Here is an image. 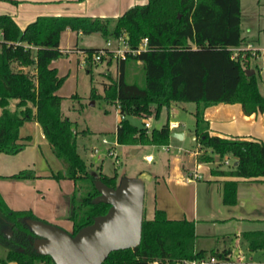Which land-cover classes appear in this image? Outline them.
<instances>
[{
	"label": "trees",
	"instance_id": "obj_1",
	"mask_svg": "<svg viewBox=\"0 0 264 264\" xmlns=\"http://www.w3.org/2000/svg\"><path fill=\"white\" fill-rule=\"evenodd\" d=\"M112 20L39 16L20 29L11 16L0 14V29L10 42L0 46V153L15 154L24 148L25 143L19 137V127L24 121L35 120L39 124L51 152L62 162V168L50 176L73 182L68 215L73 223L71 235L109 207L94 202L98 195L95 181L110 187L118 182L116 173L106 175L88 168L77 152L75 124L61 111L63 97L56 91L64 77L58 76L50 63L62 54L59 39L66 29L83 34L100 32L106 38L124 33L131 48H136L143 37L147 38L145 50L117 60L109 57L107 61L117 62L118 73L116 79L102 85L101 97L109 103L116 102L121 115L116 127L119 144H169V120L159 127L147 128L144 123L142 126L131 123L128 117L157 118L163 107L193 102V133L199 144L197 161L210 162L215 157L223 159L231 155L236 165L215 172L241 178L264 177V141L212 135L203 117L205 107L220 102H238L245 114L264 110V94L259 91L256 70L250 75L245 73L250 52L234 55L231 50L250 43L240 30V0H147L128 8L111 25ZM96 49H84L88 52L89 72L90 64L94 63L90 54ZM129 62L138 64L143 71L144 85L128 79ZM96 93V87L91 86L90 96H97ZM10 177L32 178L34 174L25 169ZM223 200L226 204L235 203V180L224 182ZM27 218L47 222L30 210L10 208L0 195V246L5 249L0 262L54 264L50 256L34 249L37 235L27 225ZM243 238L249 249L264 250V229L244 231ZM229 254L230 249L208 252L195 249L193 221L171 220L162 209H154L150 219L143 215L140 243L134 248L111 251L101 264H181L184 259L206 255L215 257L214 264H225L224 261L230 260Z\"/></svg>",
	"mask_w": 264,
	"mask_h": 264
},
{
	"label": "crops",
	"instance_id": "obj_2",
	"mask_svg": "<svg viewBox=\"0 0 264 264\" xmlns=\"http://www.w3.org/2000/svg\"><path fill=\"white\" fill-rule=\"evenodd\" d=\"M146 1L0 0V14L11 16L20 29H23L39 16L111 18L113 19L112 25L114 19L128 8ZM89 34L70 29L63 30L60 33L59 49L69 63L66 70L69 71L70 66H74L73 61H76V67L84 65L87 73L93 72L91 68L90 72L88 71L87 68L89 67L85 66L87 62L82 64L83 55L79 50L100 48L104 45H92L84 42L82 36ZM107 39L112 40L111 37H107L105 41ZM112 42L114 41L112 40ZM69 51L71 55H69ZM72 58L73 61L71 62ZM107 61L108 59L100 61L104 73L111 70L114 64V62L108 64ZM50 65L57 69L58 76L66 71L64 66L60 65L59 60H53ZM116 65L117 62H115V69ZM102 71L99 69L96 73ZM60 88L56 93L61 96L62 90ZM176 104L172 103L166 107V120L179 123V127L174 130H182L183 137L182 139L176 138V140L184 141L188 135L190 142L187 147L180 143L173 145L170 138L169 148L173 147L176 151L170 153V149L165 148L166 154H157L155 159H161L164 165L161 169H152L149 173L151 176V208L149 216H145L143 203V215L146 219H150L153 216L154 209H162L167 218L171 220L186 219L193 221L195 249H202L205 252L212 249H230V260L241 263L264 264V250L249 249L246 240L243 238L244 231L264 229V177L241 178L223 175L215 172V170L229 169L228 163L197 162L195 156L199 151V144L196 142L193 133L194 122L192 129H189V132L186 133L185 124L174 118L176 111L173 107ZM115 109L118 122L120 115L118 108ZM203 117L208 122L209 132L212 135L264 141V110L245 114L238 102H220L205 107ZM144 118H148V116ZM24 130H26L25 133ZM19 137L20 141L25 143L22 150L15 154L0 153V195L10 208L30 210L35 216L71 232L73 223L68 215L73 182L68 179L56 180L52 178L50 176L53 172L51 168L47 171L38 170L39 160L44 156L43 150L47 152L51 149L41 127L35 120L23 122L19 127ZM131 146L164 148V146L151 144ZM96 151L97 149H95ZM136 151L135 148L132 150L133 153ZM146 159L152 162L155 161L153 154L150 152L147 153ZM229 160L232 164L236 162L235 158L229 157ZM25 169L31 170L34 177H10L12 174ZM143 174V171L140 170L135 176L131 177H140L143 180ZM227 180L236 181V201L233 204H226L223 200V184ZM206 239L213 240V246L209 249L198 244L199 241ZM246 250L248 254H246ZM4 254L5 249L1 246L0 257H3ZM0 264L3 263L0 262ZM4 264L17 263L9 261Z\"/></svg>",
	"mask_w": 264,
	"mask_h": 264
},
{
	"label": "rangeland",
	"instance_id": "obj_3",
	"mask_svg": "<svg viewBox=\"0 0 264 264\" xmlns=\"http://www.w3.org/2000/svg\"><path fill=\"white\" fill-rule=\"evenodd\" d=\"M240 30L241 34L246 37V40L253 43L255 47L264 46V0H240ZM105 38L106 37L100 32H94L87 36H82L84 42H88V44L92 45H105ZM69 55H71L70 51ZM55 60H59L60 65H63L66 70V66L69 65V63L68 59L64 57V54H61ZM72 61L73 58L71 59V62ZM101 62L99 61L98 63H91L90 68L93 72L87 73L84 65H81V67H76L77 63L76 61H73L74 66H70L71 69L69 71L66 70L61 75L64 77V79L60 86L61 88L59 87L62 90L61 96L63 97L60 108L63 112V115L70 118L75 124V130L78 132L76 136L77 152L85 159L89 169H91L93 172H100L106 175H112L113 173H116L117 182L122 177L135 176L140 170L143 171V181L145 184L144 211L145 216L148 217L149 210L151 208V176L149 173L152 169H161L163 167V161H161V159L155 158L157 154H166V150L163 147H132L129 143L119 144L117 142L118 144H114V141H117L116 122L118 117L117 111L115 109L117 108V105L116 102L109 103L101 96L103 95L102 85L116 79L118 69L117 65L115 69L116 61H112L114 64L111 67V70L104 73L102 71L103 65L100 64ZM248 62L249 69L256 70L258 88L259 91L264 94L263 52H260V55L258 54L257 56H250ZM99 69L102 72L96 73V71ZM127 77L129 80L136 81L139 85H144V73L138 64H134L133 62L128 63ZM93 85L96 87L97 96H90L91 86ZM73 93H76L77 97L75 96V98H70ZM13 106L14 101L11 102L10 107L13 108ZM194 107L195 103L193 102H180L173 107V109L176 111L174 118H177L180 122L185 124L184 128L186 133H188L189 129H192L193 127L194 117L192 112ZM166 115L167 108L163 107L159 117L157 118H155L153 115H150L148 118H144L142 116H129L128 119L131 123L138 126H142L143 121L147 120L149 122V128H153L159 127L161 124H163L166 121ZM181 127L183 126L181 125ZM23 132L25 133L26 130ZM171 141L173 145L180 143L185 145V147H187L188 143L190 142L188 135L184 141H178L174 137H171ZM134 148L137 149V151L133 153L132 150ZM95 149H97L96 152ZM169 149L170 153L176 151V149L173 147ZM148 152L153 154V158L155 160L154 162L148 161L146 159ZM43 155L44 156L41 157V160H39V171H47L51 168L54 172L62 168V162H60V160L56 158L50 150H47V152L43 150ZM115 156L116 159H118V163H115L114 161ZM229 157L235 158L231 155H225L223 159L215 157L213 162L223 164L227 161L230 167L232 163L230 162ZM198 244H201L209 249L211 246H213V240L206 239L199 241ZM245 252L248 254L247 250ZM43 263L49 264L46 262ZM150 264L162 263L153 262Z\"/></svg>",
	"mask_w": 264,
	"mask_h": 264
},
{
	"label": "water",
	"instance_id": "obj_4",
	"mask_svg": "<svg viewBox=\"0 0 264 264\" xmlns=\"http://www.w3.org/2000/svg\"><path fill=\"white\" fill-rule=\"evenodd\" d=\"M245 73L250 75L254 69H245ZM170 137L182 139L183 131H171ZM94 186L98 191L94 202L106 203L109 207L73 235L56 224L26 219L27 225L37 235L33 241L37 253L50 256L54 264H101L111 251L134 248L140 243L143 180L140 177H122L115 187L96 180Z\"/></svg>",
	"mask_w": 264,
	"mask_h": 264
},
{
	"label": "built area",
	"instance_id": "obj_5",
	"mask_svg": "<svg viewBox=\"0 0 264 264\" xmlns=\"http://www.w3.org/2000/svg\"><path fill=\"white\" fill-rule=\"evenodd\" d=\"M114 42H112V40L107 39L105 41V45L103 47H100L94 51L91 52L90 54V58L92 59V61L94 62H99L102 61V59H108L109 57H112L113 59L117 60V59H121V58H125V56L129 53H138L142 50L146 49L147 46V38L143 37L139 43V45L136 48H131L128 45V41H127V36L126 34H120L118 35L116 38H112ZM10 42L7 41L4 37V31L2 29H0V46L1 44H9ZM231 50L233 51L234 55H237L238 52L240 51H249L251 56H257L258 54L260 55V52H263L264 54V47H255L253 44L251 43H247L244 46H239V47H232ZM79 52L83 55V62L82 64L87 62V57H88V52L85 50H79ZM242 56H244V54H242ZM120 119H121V115H120ZM118 123V122H117ZM117 123H116V127H117ZM144 126L149 128V122L146 120L143 122ZM179 127V123L177 121H169L168 122V128L172 131L176 128ZM105 141V139H104ZM114 144H118L117 141H114ZM164 148L168 149L169 148V144L167 145H163ZM113 153V152H112ZM115 163H118V159H116L115 156ZM227 163V161H226ZM196 175L198 174L197 172L195 173ZM216 262L215 257L213 256H203V257H198V258H193V259H184L183 261H181V264H214ZM223 263L225 264H240L241 262H237V261H233V260H228V261H224Z\"/></svg>",
	"mask_w": 264,
	"mask_h": 264
}]
</instances>
